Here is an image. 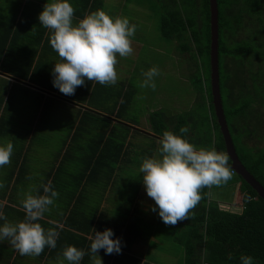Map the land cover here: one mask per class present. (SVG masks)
<instances>
[{
  "label": "crops",
  "instance_id": "obj_1",
  "mask_svg": "<svg viewBox=\"0 0 264 264\" xmlns=\"http://www.w3.org/2000/svg\"><path fill=\"white\" fill-rule=\"evenodd\" d=\"M46 2L49 0H0V84H3L0 144L9 141L13 144L10 163L0 168V183L3 184L0 204H3L8 222L23 220L20 212L24 210L20 201L24 194L30 190L33 194H36V190L43 194L41 185L51 182L59 196L42 218L46 224H40L44 229L56 228L59 236L55 248L46 246L36 257L21 256L5 240L0 243V264H68L63 250L70 245L85 251L80 264H98L99 259L102 264H183V256L175 253L173 243L168 245L172 251L164 254L161 244L156 242L161 218L158 214L152 216V206L144 203L142 206L138 198L135 200L133 197L128 198L125 205L120 204L123 196H119L117 190L133 184L140 185L139 190L144 188L139 166L143 158L157 156L160 147V138H155L151 131L150 114L163 109L167 114L181 113L192 107L194 99L190 107L179 111L162 108L159 102H155L156 108L150 106L146 115L138 119L134 118L132 106L124 120L107 115L111 124L101 142L103 128H100V122L82 121L81 112H78L79 107H86L85 103L75 99L82 96L83 87H77L72 96L62 95L51 88V69L60 58L50 46L49 29L41 26L38 20V14ZM70 3L74 8L75 24L87 14L88 0H70ZM96 5L94 8L97 10L100 6ZM83 12V16H80ZM179 63L181 66L180 60ZM11 93L34 94L51 103L57 111L25 113L27 116L6 111ZM98 97L100 100L95 98L93 102L101 107V98L105 97ZM177 98L170 100L174 104ZM54 101L72 107L60 106ZM11 102L16 103L12 99ZM169 107L177 108L173 105ZM13 120L28 122L21 124L20 131H14L17 127ZM49 121L56 123V129ZM119 122L131 128L125 130ZM113 132L116 133V144L104 146L106 137ZM58 135L64 138L57 139ZM8 136L10 139L6 142ZM145 137H149L153 144L151 141L145 143ZM57 140L61 141V148L53 144L49 149L48 143ZM118 141L124 142L123 147L117 145ZM134 143L140 144L142 149H134ZM48 156L53 157L48 159ZM144 199L149 201L150 198L145 194ZM143 223L147 225V230L141 227ZM105 228L112 229L114 236L121 238L122 249L120 254L111 255L101 249L99 258L89 251L90 237L93 229L103 231Z\"/></svg>",
  "mask_w": 264,
  "mask_h": 264
},
{
  "label": "trees",
  "instance_id": "obj_2",
  "mask_svg": "<svg viewBox=\"0 0 264 264\" xmlns=\"http://www.w3.org/2000/svg\"><path fill=\"white\" fill-rule=\"evenodd\" d=\"M95 5L104 10L103 0H88L87 14L96 11ZM217 9L219 86L224 115L238 158L264 187V148L245 142L250 137H264L257 135L264 132V0H217ZM209 17V0H167L162 6L160 36L177 40L180 54L187 55L188 86L195 96L189 110L177 114L155 111L149 122L155 138L166 130L179 134L181 127H187L185 136L189 142L226 153L210 92ZM82 87V96L75 99L86 107H79L78 112L82 121L100 122L102 142L111 124L107 115L124 120L132 106L133 88L119 81L115 85L86 81ZM98 96L105 97L101 98L100 108L93 102L95 98L100 100ZM119 125L125 130L131 128L120 122ZM116 140L113 132L103 145L116 144ZM123 144L118 141L117 145L121 148ZM228 163L230 166V159ZM232 174L237 177V191L241 194L240 209L220 208L209 198L210 187L201 189L202 199L187 219L175 226L161 220L155 240L163 252L172 251L168 245L173 243L175 253L183 256V264H240L242 254L253 257L255 264H264V200L240 175L234 171ZM20 213L24 217L25 213ZM38 222L46 224L42 219Z\"/></svg>",
  "mask_w": 264,
  "mask_h": 264
},
{
  "label": "clouds",
  "instance_id": "obj_3",
  "mask_svg": "<svg viewBox=\"0 0 264 264\" xmlns=\"http://www.w3.org/2000/svg\"><path fill=\"white\" fill-rule=\"evenodd\" d=\"M73 16L70 0H49L38 14L40 25L50 30V46L60 58L51 69L53 87L72 96L86 81L115 85L117 54L127 57L132 53L131 43L137 26L126 17H111L99 9L75 24ZM142 75L139 86L155 90L154 78L160 75L159 69L151 67ZM188 130L181 127L179 134L164 131L158 141V155L143 158L138 170L144 190L155 204L151 211L157 213L165 225L175 226L187 219L202 199L201 189L220 186L232 179L228 154L192 144L185 136ZM12 154L10 141L0 144V168L10 163ZM0 188H3L2 183ZM41 188L43 194L38 190L33 194L30 190L20 201L25 213L23 220L8 222L0 204V243L7 240L21 256L36 257L46 246L56 247L59 231L44 229L38 221L54 205L59 193L51 182ZM241 206L242 202L236 207ZM90 240L89 251L95 256L101 249L107 255L121 253L123 242L110 228L93 229ZM85 254L83 249L71 245L63 250L68 264H80ZM98 264H102L101 259ZM240 264H255L254 258L242 254Z\"/></svg>",
  "mask_w": 264,
  "mask_h": 264
},
{
  "label": "rangeland",
  "instance_id": "obj_4",
  "mask_svg": "<svg viewBox=\"0 0 264 264\" xmlns=\"http://www.w3.org/2000/svg\"><path fill=\"white\" fill-rule=\"evenodd\" d=\"M166 2L167 0H103V11L109 16L126 17L129 19L130 23L137 26V30L131 43L133 49L132 53L127 57H120L117 54L118 62L115 65L118 75L117 81L133 88L134 97L132 100V113L136 119L140 118L141 115H146L145 112L150 106L156 108L157 104L155 102H159V106L162 108L168 107L167 109H175L179 111L190 107L195 96V94L191 92V86H188L190 82L187 77L189 73V63L188 58H186L187 55L180 54L177 40H167L162 38L158 30L159 18L162 14V6L166 4ZM179 60L181 61V66ZM151 67L158 68L160 72V75L154 78L156 83L155 90L151 88H141L139 86L144 78L142 72L147 71ZM2 88L3 84L1 82L0 99L2 97L1 94H3ZM159 97H162L163 100ZM173 97H178V100L176 99L174 104L170 100ZM13 98H16V100H13ZM11 99L16 103H12ZM53 103H57V105L60 106L65 105L66 107H72L69 104L60 101H54ZM172 105L177 108L169 107ZM43 110L44 112L57 111L54 110L51 103L46 104L45 100L37 98L34 94L27 95L11 93L6 107V111H16V113L23 116H27L25 113ZM163 110L165 111V109ZM46 115L52 114L47 113ZM129 118L131 119V117ZM262 120L264 121V118ZM26 122L28 121L13 120V124H16L17 127L14 128V131H20V129H22L20 128L22 127L21 124ZM49 122H51L54 129H56V123L54 121ZM63 129L64 131L66 130V128ZM260 134L264 135V132L261 131L257 135L260 136ZM62 135H58L57 139L62 140L64 138H60ZM140 137L142 138V136ZM250 138L245 140L246 144L249 146L264 148V137ZM7 139H10V136L6 138V142ZM60 140L52 143L49 142V149H52L53 144L57 148H61ZM148 141H151L150 138L145 137V143H148ZM150 143L153 144V141ZM134 145H136L134 149H142L140 144L134 143ZM52 157L53 156H50L48 159H51ZM138 186L140 187V185ZM138 186L137 184H133L126 187H119L117 194L123 196L120 204L125 205L126 200L133 197L135 200L138 198V202L142 206L143 203L148 205V207L155 205L150 197L149 201L144 199L146 192L144 188L139 190ZM237 190V177L235 174H232V179L226 184L211 186L209 194L210 198L213 201H216L221 208L228 207V209H234L235 206L241 205V194L238 193ZM237 195L239 196L237 197ZM156 215L157 213L153 212L152 216L155 217ZM140 225L147 230V225L145 223Z\"/></svg>",
  "mask_w": 264,
  "mask_h": 264
},
{
  "label": "water",
  "instance_id": "obj_5",
  "mask_svg": "<svg viewBox=\"0 0 264 264\" xmlns=\"http://www.w3.org/2000/svg\"><path fill=\"white\" fill-rule=\"evenodd\" d=\"M210 10V92L215 117L222 135L225 152L231 160V169L253 189L258 196L264 200V187L261 183L244 167L236 153L232 135L224 115L222 99L219 86L218 68V9L217 0H209Z\"/></svg>",
  "mask_w": 264,
  "mask_h": 264
},
{
  "label": "built area",
  "instance_id": "obj_6",
  "mask_svg": "<svg viewBox=\"0 0 264 264\" xmlns=\"http://www.w3.org/2000/svg\"><path fill=\"white\" fill-rule=\"evenodd\" d=\"M233 172V171H232ZM221 208V207H220ZM238 209H240V207H237ZM222 209H228V207H226V208H222Z\"/></svg>",
  "mask_w": 264,
  "mask_h": 264
}]
</instances>
